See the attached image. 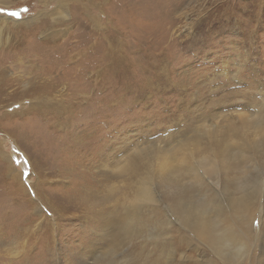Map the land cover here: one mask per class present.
Returning <instances> with one entry per match:
<instances>
[{
	"label": "rangeland",
	"instance_id": "1",
	"mask_svg": "<svg viewBox=\"0 0 264 264\" xmlns=\"http://www.w3.org/2000/svg\"><path fill=\"white\" fill-rule=\"evenodd\" d=\"M57 1L0 0L4 10L0 16L8 20L0 21V47L23 45L26 51L27 58L9 62L11 70L5 74L19 80L20 91L28 92L36 83L39 71L33 61L45 50L38 49L41 42L59 43L74 30L60 32L56 41L48 37L52 31L46 33L47 29L34 33L45 21L60 19ZM133 6L139 37L125 45V74L110 79L108 109H98L95 120L85 113L71 137L86 138L95 146L103 139L105 156H77L75 169L59 174L55 167L62 164L56 158L59 137L35 113L29 116L30 123L19 119L29 98L1 103L0 114L8 117L0 121V143L23 174L31 201V238H16L13 264H264V153L253 155L250 150L240 174L186 179L172 191L154 183L157 202L133 209L136 189L118 174L119 166L142 150L177 149L176 163L192 151L191 171L210 146L219 152L227 144L238 152L240 146L234 142L245 134L242 119L253 107L264 110V0H137ZM7 12H17L19 18ZM28 51L34 57L28 58ZM23 127L29 130L26 138L20 133ZM205 129L217 131L214 143L200 138ZM10 131L20 136L13 138ZM248 181L259 185L243 188ZM243 190L254 198L250 220L241 225L250 231L247 248L227 236L223 239V225L214 230L217 244L204 241L182 222L174 201V196L187 192L183 200L194 203L187 200L190 208H204L208 202L222 211V224H231L239 218L234 200L243 196ZM126 211L135 214L134 222H127L132 217L125 218ZM257 219L259 228L253 226Z\"/></svg>",
	"mask_w": 264,
	"mask_h": 264
},
{
	"label": "bare ground",
	"instance_id": "2",
	"mask_svg": "<svg viewBox=\"0 0 264 264\" xmlns=\"http://www.w3.org/2000/svg\"><path fill=\"white\" fill-rule=\"evenodd\" d=\"M136 1L58 0V10L62 11L60 19L57 21H45L36 30H33L34 33L35 31L41 32V30L45 31L47 29L46 33L52 31L48 37L56 41L61 34L60 32L64 31L67 34L69 29L73 28L74 30L69 38L53 45H49L51 43H48L43 38L46 42H41L43 45H39L38 49L45 50L40 55L34 57L33 52L28 51V58L34 57L33 67L39 71L35 85L28 92L20 91L18 79L5 78L7 70L10 69L7 66L9 62L14 63L15 60L19 61L21 58H27L25 57L24 46L4 45L5 47H0V110L3 108L1 103H4L6 99L29 98L30 104L23 113H20V116L18 115L19 119L24 124L25 121L30 123L31 119L29 116L35 113L38 120L43 121L47 125L46 128L59 137L58 144L61 145L60 148L58 147L56 158H60L62 164L55 165L59 174L68 175L69 172H72L78 165L76 163L77 156L82 158L92 156V159H94L97 154L100 155L99 158L106 155L103 149L107 145L104 144L105 141L103 139L98 146H95L86 138L72 140L71 137L75 129L78 131V125L82 122V117H84L85 113L88 118L95 120L94 114L98 109H108L107 95L110 91V79L113 75L122 76L125 74V65L127 64L125 45H130V42L138 40L137 38L139 37L137 36V31L140 26L134 22V19L136 21L138 17H135L134 6L131 8V5L135 4ZM72 2H75V4H72ZM114 12L119 14L115 15ZM146 16L148 17V15ZM0 21L5 23L8 20L0 16ZM83 36L85 38L80 41L79 38ZM30 40L33 41V39ZM223 74L225 75V71H223ZM28 85L24 84L23 87L27 88ZM27 93H33L32 97ZM87 99H89L88 102L84 103ZM261 109L262 106L253 107L251 115L242 119V130L245 134H241L240 138H238L239 142L235 143L234 141L238 140L237 137L239 136L237 133L235 135L237 137L233 141L234 145L240 146L237 149L238 152L233 153L227 144L226 148L219 152H217L216 148L210 146L203 160L198 165H195L196 167L192 171L189 164L192 163L190 160L195 157L193 152L191 151L188 156L186 155L180 160L177 159L178 162L176 163V155L174 153L177 149L175 150L174 148L172 152L160 150L147 152V150H142L124 165L117 167L118 174L125 176L130 181L129 185L136 189L135 198L132 199L133 197H131V205H133L130 208H138L137 205L139 204H154L157 202L153 189L154 183L172 191V189L180 187L181 182L186 179L204 178L206 176H216L218 178L221 173L240 174L243 172V165L251 156L250 150L255 152L253 155L264 153V110ZM3 116L0 114V121L4 117H8ZM100 131H103L101 127ZM60 132L61 134H59ZM215 132L217 131L214 129H205L199 136L214 143L213 141L218 138ZM10 133L12 137L15 136L13 131H10ZM20 133L24 136L23 138H26L29 135V130L23 127ZM102 135H104L103 132ZM16 136H20V134H16ZM249 137L253 138L252 144L247 143ZM220 144L223 145L222 143ZM103 145L105 146L102 147ZM89 151L92 154H89ZM104 152L105 154H103ZM13 161V158L4 151L1 142L0 168L4 167V171L3 173L0 172V264H13V257L11 256L15 255V240L17 237H22L23 240L31 238L32 222L30 210H28L31 208V201L28 198L29 190L26 188L23 174L17 171ZM128 180L126 181L127 183ZM249 183H253V181L245 182L243 188H246ZM253 185L256 188L259 184L255 181ZM243 191V196L234 200V208L240 214L239 218L232 220L231 224H222L225 222L222 211L218 207L211 206L208 202L204 203V208L203 205L195 209L190 208L187 201L189 199L183 200L187 192L185 194L182 192L183 194L180 196H174V201L177 202V206H180L182 222L204 241H214L217 244L218 242L214 238V230H217L218 226L223 225V239L227 240L225 237L227 236L233 243L237 241L241 247L247 248L248 241L246 236L249 235L250 231L241 225L245 224L247 219L250 220V207L254 198L252 194H247L245 190ZM18 205L20 207L19 212ZM124 217L127 219L132 217L127 222H134L135 214H129L126 211ZM126 232L130 234L127 229ZM51 235L50 237L53 239ZM239 244L237 243V246L240 250ZM46 248L49 247L47 246ZM114 251L113 249L111 254ZM27 257L29 259V255ZM109 264H112V262Z\"/></svg>",
	"mask_w": 264,
	"mask_h": 264
},
{
	"label": "snow or ice",
	"instance_id": "3",
	"mask_svg": "<svg viewBox=\"0 0 264 264\" xmlns=\"http://www.w3.org/2000/svg\"><path fill=\"white\" fill-rule=\"evenodd\" d=\"M3 11H4L3 9H0V12H3ZM23 11L27 12L28 8H24ZM5 14L8 15V16H13V17L19 18V13H17V12H7ZM156 195L158 196L159 194L157 193ZM253 226L256 227V228H259L261 226V221L259 219L255 220Z\"/></svg>",
	"mask_w": 264,
	"mask_h": 264
}]
</instances>
